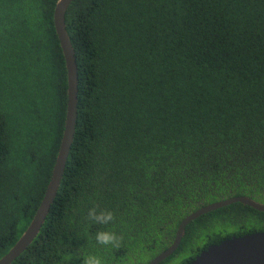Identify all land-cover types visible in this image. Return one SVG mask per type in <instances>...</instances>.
Segmentation results:
<instances>
[{
	"label": "trees",
	"instance_id": "1",
	"mask_svg": "<svg viewBox=\"0 0 264 264\" xmlns=\"http://www.w3.org/2000/svg\"><path fill=\"white\" fill-rule=\"evenodd\" d=\"M57 0H0V259L30 225L65 128ZM75 141L40 233L12 264H149L184 218L218 201L264 202V0H74ZM109 210V225L88 219ZM100 229L119 248L95 241ZM264 231L237 202L186 227L159 264Z\"/></svg>",
	"mask_w": 264,
	"mask_h": 264
},
{
	"label": "water",
	"instance_id": "2",
	"mask_svg": "<svg viewBox=\"0 0 264 264\" xmlns=\"http://www.w3.org/2000/svg\"><path fill=\"white\" fill-rule=\"evenodd\" d=\"M73 1L57 0L54 11V25L65 58L68 82L67 113L60 149L50 183L36 214L18 242L11 248L8 254L0 259V264H11L31 245L40 233L62 184L69 155L75 141L79 110V70L75 49L66 24V14ZM237 202L264 212V202L257 201L249 196L233 197L209 204L184 218L177 229L172 245L149 264H159L179 248L184 231L189 223L203 214ZM190 264H264V231L245 234L239 237L233 236L232 238L223 240L220 244L210 245L207 250L201 252Z\"/></svg>",
	"mask_w": 264,
	"mask_h": 264
},
{
	"label": "clouds",
	"instance_id": "3",
	"mask_svg": "<svg viewBox=\"0 0 264 264\" xmlns=\"http://www.w3.org/2000/svg\"><path fill=\"white\" fill-rule=\"evenodd\" d=\"M88 219L96 224L109 225L110 223H113L115 221V214L112 211L106 209L98 210L96 207H93L88 212ZM95 241L98 245L103 246L104 248H108L109 246H111L112 248H119L122 237L115 231L100 229L95 233ZM82 261L83 264H105V260L100 255L95 253H88L84 255L82 257ZM130 264H134V261H132L131 258Z\"/></svg>",
	"mask_w": 264,
	"mask_h": 264
},
{
	"label": "flooded vegetation",
	"instance_id": "4",
	"mask_svg": "<svg viewBox=\"0 0 264 264\" xmlns=\"http://www.w3.org/2000/svg\"><path fill=\"white\" fill-rule=\"evenodd\" d=\"M250 197V196H249Z\"/></svg>",
	"mask_w": 264,
	"mask_h": 264
}]
</instances>
